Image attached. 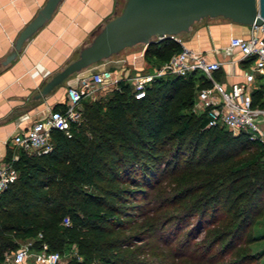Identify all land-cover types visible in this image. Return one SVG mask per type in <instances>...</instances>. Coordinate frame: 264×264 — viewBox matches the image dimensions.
<instances>
[{
  "label": "trees",
  "instance_id": "16d2710c",
  "mask_svg": "<svg viewBox=\"0 0 264 264\" xmlns=\"http://www.w3.org/2000/svg\"><path fill=\"white\" fill-rule=\"evenodd\" d=\"M179 49L173 38L163 37L147 44L142 56L159 66ZM205 85L195 72L155 77L143 97L135 98L130 83L120 79L105 97L82 98V118L70 122L67 133L49 130V151L20 149L11 162L16 178L0 191V259L30 240L33 250L41 242L61 255L74 248L62 264H139L133 234L127 233L131 199L159 182L161 166L172 160L174 170L188 151L186 163L196 166L192 171L208 174L177 198L206 188L198 197L204 217L209 206L232 196L247 221L264 194V144L245 133L207 127L205 115L191 111L196 89ZM251 97L252 104L264 107L263 75Z\"/></svg>",
  "mask_w": 264,
  "mask_h": 264
},
{
  "label": "crops",
  "instance_id": "0c3cea01",
  "mask_svg": "<svg viewBox=\"0 0 264 264\" xmlns=\"http://www.w3.org/2000/svg\"><path fill=\"white\" fill-rule=\"evenodd\" d=\"M45 0H0V163L7 154L20 150L11 138L23 133L34 121L42 119L49 109L64 108L66 88L75 85L80 76L109 68L128 76V65L137 71L150 73L158 61L144 60L138 53L142 44L124 56V63L110 58L71 73L45 94L42 85L66 63L74 59L80 47L88 43L101 25L120 11L119 0H61L49 19L32 33L12 58L13 43L22 27L32 19ZM248 25H240L222 16L206 17L194 22L179 36L189 48L202 52L208 60L220 62L212 76L228 87L241 80L245 63L231 62L239 51L229 47L231 36L246 37ZM135 46V45H134ZM132 47V46H131ZM141 73V72H138ZM110 87L107 81L95 87L90 95H104ZM10 156V157H11ZM32 263V262H29Z\"/></svg>",
  "mask_w": 264,
  "mask_h": 264
},
{
  "label": "built area",
  "instance_id": "2783aa9c",
  "mask_svg": "<svg viewBox=\"0 0 264 264\" xmlns=\"http://www.w3.org/2000/svg\"><path fill=\"white\" fill-rule=\"evenodd\" d=\"M171 38L179 44L180 49L150 73L136 72L128 77L123 73H114L109 68H102L80 76L75 85L66 88L64 108L49 109L42 119L34 121L23 133L13 135V144L30 153L49 151L52 147L49 130L59 129L67 133L70 122H79L82 118L81 100L84 95L92 94L95 87L105 81L115 87L118 80L126 79L131 85L133 96L141 98L145 86L155 77L185 75L198 71L208 85L196 89L192 110L205 115L206 126L224 128L232 134L245 133L249 139L264 144V107L252 104L251 97V90L257 85L258 76L264 75V18L260 24L248 25L246 37L229 38L228 46L239 51V58L232 59L231 62L245 64L242 67L241 80L228 87L212 76L220 67V62L208 60L202 52L187 47L177 35ZM120 61L124 63L125 60L122 58ZM259 115L263 116L261 121L257 120ZM17 157L18 154L14 153L8 161L0 163V191L16 178L17 172L11 162ZM68 223V217L64 216L62 224ZM40 236L38 233V237ZM30 244L31 241L27 240L16 249L4 251L0 264L63 263L61 254L48 249L45 242H41L37 250L31 249Z\"/></svg>",
  "mask_w": 264,
  "mask_h": 264
},
{
  "label": "rangeland",
  "instance_id": "374dc122",
  "mask_svg": "<svg viewBox=\"0 0 264 264\" xmlns=\"http://www.w3.org/2000/svg\"><path fill=\"white\" fill-rule=\"evenodd\" d=\"M124 1L119 0V10ZM136 46L125 48L110 58H124ZM128 69V77L136 72H148L147 69L137 71L131 65ZM196 74L199 75V71ZM108 89L96 98L105 97ZM191 111L199 114L192 108ZM262 119V115L257 117L258 121ZM188 158L189 151L180 157L174 170L172 160H169L159 168V182H152L151 186L142 188V193L132 197L133 206L129 211L133 223L127 233L133 234L130 241L132 249H137L135 259L139 264H264V194L256 201L245 222L244 213L240 212L232 196L218 205L209 206L204 217L199 216L198 197L206 188L194 190L182 200L177 198L189 191L193 183L204 182L208 174L199 177L192 171L194 162L190 166L186 163ZM205 169L209 170L211 166ZM190 211L194 213L189 214ZM185 213L189 215L185 216ZM242 222L244 225L239 229ZM26 241H20L18 246ZM73 253L74 248L62 254V262Z\"/></svg>",
  "mask_w": 264,
  "mask_h": 264
},
{
  "label": "water",
  "instance_id": "95a60500",
  "mask_svg": "<svg viewBox=\"0 0 264 264\" xmlns=\"http://www.w3.org/2000/svg\"><path fill=\"white\" fill-rule=\"evenodd\" d=\"M61 0H45L36 14L18 32L12 58L24 41L41 27ZM222 16L240 25L260 24L264 0H125L121 10L107 19L90 41L79 48L74 59L54 73L41 87L45 94L71 73L110 59L121 50L142 44L143 49L157 37L187 32L196 21Z\"/></svg>",
  "mask_w": 264,
  "mask_h": 264
}]
</instances>
